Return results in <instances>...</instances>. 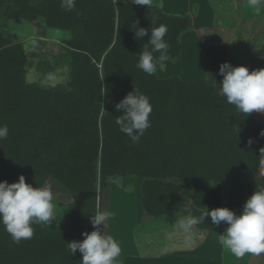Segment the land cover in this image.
Segmentation results:
<instances>
[{"label":"trees","instance_id":"trees-1","mask_svg":"<svg viewBox=\"0 0 264 264\" xmlns=\"http://www.w3.org/2000/svg\"><path fill=\"white\" fill-rule=\"evenodd\" d=\"M14 19L70 32L63 41L66 79L50 87L27 81L25 40L8 26ZM136 22L149 31L167 26L169 60L180 58L181 36L193 29L190 13L167 12L159 0L150 7L74 0L71 10L67 0H0V125L9 130L0 139V182L24 175L37 187L52 178L76 195L62 216L58 210L52 224H34V236L19 244L0 225V264H80L81 253L72 256L65 241L94 230L90 216L108 213V190L118 177L142 178L143 219L181 218L191 206L242 209L262 188L264 123L219 95L226 46L203 45V80L148 75L136 67L149 39L134 38ZM257 68L264 57L252 59L251 70ZM135 87L153 111L151 127L134 144L115 123V105Z\"/></svg>","mask_w":264,"mask_h":264},{"label":"clouds","instance_id":"clouds-1","mask_svg":"<svg viewBox=\"0 0 264 264\" xmlns=\"http://www.w3.org/2000/svg\"><path fill=\"white\" fill-rule=\"evenodd\" d=\"M152 3L153 0H133L135 5L150 7ZM261 4H264V0H248V6L255 14H260ZM72 8L74 0H67V9ZM137 23L134 38L142 40L148 36L149 39L143 51L139 52L136 67L148 75H154L158 66L171 59L168 55L169 45L165 40L168 29L161 24L151 27L149 31L148 28H138ZM155 53L160 55L156 57ZM219 74L223 77L222 84L216 82L219 95L228 104L235 106L244 115L264 112V68L250 70L244 65L233 66L230 62H224L220 65ZM115 108L121 113L115 118L119 130L134 144L138 143L151 127L150 114L153 106L150 98L135 87ZM8 131L7 125H0V139L6 138ZM53 200L54 195L49 187H33L26 182L24 175H20L14 183L4 180L0 182V225L17 244L31 239L34 236V224L50 225L57 219ZM207 217L211 218L213 225L219 226L221 222L227 225L218 237L226 252L237 258L244 257L246 253H264V188L253 192L239 214L227 207L211 211L206 207L199 218H190L187 223H199ZM108 220L109 213L97 210L90 216L93 231L84 232L83 240L65 241L72 256L76 255L77 250L81 253L80 264H117L121 248L116 239L105 232Z\"/></svg>","mask_w":264,"mask_h":264},{"label":"crops","instance_id":"crops-1","mask_svg":"<svg viewBox=\"0 0 264 264\" xmlns=\"http://www.w3.org/2000/svg\"><path fill=\"white\" fill-rule=\"evenodd\" d=\"M190 1V0H189ZM241 7L237 16L233 18L234 24L231 27L232 34L226 37H216L213 44H223L227 49V62L233 66L244 65L251 70L252 47H247L242 42L247 37L239 36L237 32L239 26H243L246 21H253L259 18V14L248 6V0H241ZM206 5V2L204 3ZM203 5V6H204ZM202 6V8H203ZM261 12H264V4H261ZM207 8V7H206ZM166 11V10H165ZM200 10L196 19L204 20L208 17H202L203 11ZM168 12V11H167ZM209 12V11H208ZM170 13L176 14L171 10ZM180 14V13H178ZM210 14V12H209ZM264 21V17H261ZM197 20H193V29L188 30L181 36V56L177 60H167L157 69L159 77H168L170 75H179L185 80H203L205 78V64L201 57V49L204 41L200 38V26L196 28ZM32 25H35L32 23ZM24 26V25H23ZM236 30V31H235ZM198 35L197 51L194 53L193 35ZM242 34V33H241ZM33 35L27 36L32 39ZM23 38V35H22ZM252 39L253 36H251ZM231 48L240 49V51H231ZM194 54L196 58H194ZM239 56V57H238ZM256 58V57H255ZM173 66V70H171ZM254 112V115L264 123V112ZM261 172L264 177V160L261 163ZM113 188V187H112ZM264 188V183H263ZM184 191L190 196L191 188ZM118 190H122L120 187ZM191 206L190 214L181 218L174 219H109L107 222V234L112 236L119 243L121 255L117 264H264V253L253 255L246 253L244 257L237 258L230 252H226L219 243L218 237L227 227L221 222L219 226L211 223V218L207 217L205 221L189 224L190 218H199L205 209H195ZM197 208V207H196ZM220 208L209 207L208 210ZM243 209V208H242ZM242 209L234 210L239 214ZM144 215V212H143ZM141 225H143L141 227Z\"/></svg>","mask_w":264,"mask_h":264},{"label":"rangeland","instance_id":"rangeland-1","mask_svg":"<svg viewBox=\"0 0 264 264\" xmlns=\"http://www.w3.org/2000/svg\"><path fill=\"white\" fill-rule=\"evenodd\" d=\"M159 1L160 4L162 2V8L168 12L173 10L176 14L190 13L193 20H197L196 28L200 26L201 29H199V31L204 34H200V38L204 41V44L209 45L213 44L215 40H218L216 37H223L225 40L226 37L224 36L228 38V36L232 34L230 29L234 24L233 18L237 16L236 13L239 12L242 2L241 0ZM205 2L206 5H204ZM201 9L203 11L202 17L208 18L198 23L199 20L196 19V16H198ZM261 17H264V12H260L259 18H256V20L253 19L251 22L250 20L246 21L243 26H239V30L242 34L239 31L237 32L239 36L242 35L243 37L250 35L249 38L247 37V39L242 42L245 46L252 47V58L264 57V21ZM32 23L35 25H32ZM8 26L12 32L20 34V38H22L23 35L22 39L25 40L27 49L26 56L29 66L26 75L28 82H38L45 87H50L55 86L61 80L69 76V56L63 43L65 39L70 37V32L68 30L49 29L42 20L28 22L14 19ZM191 31L198 30L194 28V30L191 29ZM32 34H34L33 38L27 39V36ZM193 35L195 36L193 38V44L195 45L196 43L195 49L193 50L195 53V51H197V41L199 40L198 35L196 36L195 33H193ZM251 36H253L254 39H252ZM195 39L197 41H195ZM231 51H240V49L231 48ZM194 58H196L195 54ZM173 69V66H171V70ZM142 181V178L137 176H123L111 181L112 183L107 194L109 219H142L144 216L140 201ZM43 186L49 187L53 192L55 212L60 210L62 216V210L67 204L74 201L76 195L52 178H49ZM119 187L123 189V191L118 190ZM189 188H191L190 185H188L184 191H190ZM195 209L198 208H192L193 211H195ZM142 226L143 225H141V227Z\"/></svg>","mask_w":264,"mask_h":264},{"label":"water","instance_id":"water-1","mask_svg":"<svg viewBox=\"0 0 264 264\" xmlns=\"http://www.w3.org/2000/svg\"><path fill=\"white\" fill-rule=\"evenodd\" d=\"M116 1H118V0H116ZM263 175V174H262ZM262 188H263V185H262Z\"/></svg>","mask_w":264,"mask_h":264}]
</instances>
